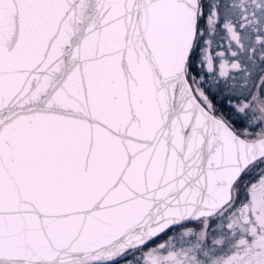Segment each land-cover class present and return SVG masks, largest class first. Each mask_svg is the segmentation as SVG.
<instances>
[{
    "label": "snow or ice",
    "instance_id": "obj_1",
    "mask_svg": "<svg viewBox=\"0 0 264 264\" xmlns=\"http://www.w3.org/2000/svg\"><path fill=\"white\" fill-rule=\"evenodd\" d=\"M121 262L264 264V0H0V264Z\"/></svg>",
    "mask_w": 264,
    "mask_h": 264
},
{
    "label": "rangeland",
    "instance_id": "obj_2",
    "mask_svg": "<svg viewBox=\"0 0 264 264\" xmlns=\"http://www.w3.org/2000/svg\"><path fill=\"white\" fill-rule=\"evenodd\" d=\"M220 41V38L218 37V42ZM223 42L225 43V42H227V40L226 39H224L223 40ZM215 43V42H214ZM214 43L212 44V47H211V49H210V52H209V54H214V53H219V52H221V51H224L225 50V48L227 47V45H223V46H221V47H219L218 46V44L216 45V47L214 46ZM216 59H217V63L219 62V60H220V57L217 55L216 56ZM204 71H205V73H207V69L205 68L204 69ZM199 223H196V224H194L193 226H190V227H192V228H199ZM212 227L213 228H215L216 227V225H215V223H213L212 224ZM174 233H172V234H170L169 236H171V235H173ZM168 238V237H167ZM167 238H164V239H162V240H159L158 242H156V243H152V244H150L149 245V247L151 248V247H155L156 245H158V244H161V243H164L166 240H167ZM136 255H139L138 253L136 254ZM128 259H133V256L130 254L129 255V257H128ZM121 264H123V262H121Z\"/></svg>",
    "mask_w": 264,
    "mask_h": 264
},
{
    "label": "trees",
    "instance_id": "obj_3",
    "mask_svg": "<svg viewBox=\"0 0 264 264\" xmlns=\"http://www.w3.org/2000/svg\"><path fill=\"white\" fill-rule=\"evenodd\" d=\"M194 224H196V223H194ZM194 224H190V225H188V227L193 226ZM176 231H178V230H177V229H173L172 232H168V233H166V234H162V235H160L159 238H157V239H155V240L153 241V243H156V242H158L159 240H162V239H164V238H167L170 234H172V233H174V232H176Z\"/></svg>",
    "mask_w": 264,
    "mask_h": 264
},
{
    "label": "flooded vegetation",
    "instance_id": "obj_4",
    "mask_svg": "<svg viewBox=\"0 0 264 264\" xmlns=\"http://www.w3.org/2000/svg\"><path fill=\"white\" fill-rule=\"evenodd\" d=\"M218 44L219 47L223 46V45H227V42H223V40L220 39V41L218 42V37L215 40L214 46L216 47V45ZM213 55H216V53H214Z\"/></svg>",
    "mask_w": 264,
    "mask_h": 264
}]
</instances>
